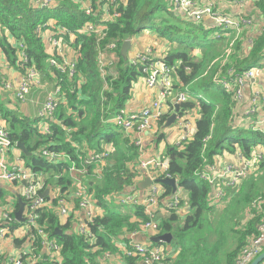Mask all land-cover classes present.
Here are the masks:
<instances>
[{
	"label": "trees",
	"instance_id": "trees-1",
	"mask_svg": "<svg viewBox=\"0 0 264 264\" xmlns=\"http://www.w3.org/2000/svg\"><path fill=\"white\" fill-rule=\"evenodd\" d=\"M57 1L52 7H42L33 0H0L1 49L20 71L25 72L20 60L21 50L28 57L26 66L41 73L53 69L61 85L62 98L54 118L47 121L48 133L39 128L41 118L19 114L1 96L0 120L8 126L14 143L24 142L28 151L33 152L30 157L23 153L28 165L36 172L51 174V183L60 187L64 194L73 183L68 171L71 161L82 166L89 156L109 151L100 178L94 174L100 162L95 160L87 165L89 191L105 212L90 224L94 237L91 240L75 230L72 218L62 222L55 208L40 210L39 223L46 226L49 236L55 237L62 245L63 262L53 263L44 253L36 264L100 263L99 259L107 253L114 255L120 251L115 240L127 239L128 233L138 230L148 220L142 206L129 207L106 199L127 191L139 176L135 169L139 149L130 144L123 131L108 119L125 110L134 84L142 76L140 67L131 62L129 54L127 58L122 54V45L125 40L145 33L147 28L152 29L149 33L156 32L174 45L163 52L166 60L176 66L174 88L190 95L189 100L181 103V113L196 107L200 113L193 137L181 146L167 149L168 173L179 178L181 188L187 193L188 205L182 201L179 209L171 210L170 216L161 221V233L170 232L173 236L171 244L159 242L165 245L168 253L165 261L168 264H236L249 237L259 234L258 226L264 218V192L260 194L257 190L256 182L250 179L251 174L239 188H228L225 198L215 201L214 186L200 179L198 173L206 163H213L216 156L226 151L241 149L250 155L252 150L264 149V133L238 122L241 116L235 112L237 103L232 89L215 81L217 73L219 78L230 80L251 67L264 66V26L261 34L253 35L252 45L246 42L251 32L245 30L242 37L235 40L223 64L225 50L235 39L234 30L212 27L173 12L168 0H129L120 8L121 16L108 21L106 32L100 35L82 32V28L89 21L101 22L103 6L98 9V2L102 4V0ZM83 1H91L94 12L87 14ZM255 4L264 18V0L255 1ZM52 20L58 27L66 29L67 41H71V34L75 35L77 58L73 73L49 62L51 56L43 32L38 28L45 30ZM8 33L16 40L17 46L9 41ZM112 43L117 47L108 48ZM104 49L113 58V64L102 68L98 57ZM217 58L218 61L212 64ZM166 118L159 120L158 128ZM247 131L256 134L258 140L243 138L242 133ZM158 132L156 135L160 136ZM164 138L165 135L160 136L157 141ZM39 148L63 153L67 158L53 160L41 156L37 154ZM261 169H264V159L259 164L258 170ZM165 187L169 194L171 187ZM0 195H3L1 186ZM14 205L19 207L16 202ZM245 207L248 221L242 222L240 216ZM181 210L185 213L182 214ZM235 220L237 225H234ZM20 224L17 222L16 226ZM57 227L63 229L62 234L54 235ZM15 241L23 242L18 238ZM124 261L125 264H138L141 259L138 255H125ZM0 264H8L6 254L1 255Z\"/></svg>",
	"mask_w": 264,
	"mask_h": 264
},
{
	"label": "built area",
	"instance_id": "built-area-1",
	"mask_svg": "<svg viewBox=\"0 0 264 264\" xmlns=\"http://www.w3.org/2000/svg\"><path fill=\"white\" fill-rule=\"evenodd\" d=\"M33 2L42 7H52L58 3L57 0H33ZM128 2L129 0H102V4L98 2V9L103 6L101 22L99 24L92 21L87 22L83 26L82 32L103 34L107 30V22L121 16L120 8ZM168 4L173 12L181 13L196 22H202L208 16L213 22L212 27L232 28L234 30L235 39L229 43L225 50L223 64H225L231 53L235 40L241 38L245 30L251 32V36L246 38L249 45L253 43V35H259L263 31L264 25L259 27L253 16L243 12L236 15L224 12L217 8L215 1L201 5L198 0H168ZM82 6H84L83 8L87 14H91L95 10L91 1H83ZM48 28L51 29L47 49L51 56L49 58L50 64L63 71L69 69L73 73L75 62L68 65L63 60H59V57H63L66 54L67 47L70 46V42L66 41L65 38L66 29L58 26ZM45 30H42L41 27L38 28V31L43 32V34ZM116 47L115 43L108 46L111 49ZM166 57L165 52L157 51L154 45L146 46L130 56L131 62L140 67L146 86L151 90H156L157 96L150 106L134 112L125 109L108 119L124 133H144L153 128V123L154 129L152 131L156 133L159 120L175 112V104L178 103L181 106L182 102L190 99V95L186 91H181L178 94L173 93L176 66L169 63ZM20 60L23 67H25V72L21 70V78L17 82L6 79L1 80L0 89L13 90L16 98L23 102L33 87L42 84V80L41 72L34 67L26 66L28 57L23 50L20 51ZM98 61L102 68L113 64V58L108 56L105 49L99 52ZM217 61L218 58L212 64ZM218 76L217 73L215 81L224 83L227 89L233 91L234 100L237 103L235 112L241 116L238 122L243 123L248 128L251 127L264 133V90L257 87L258 81L262 77L264 78V66L251 67L230 80L221 79ZM249 84L253 87L251 88L248 106L244 109L243 103L246 88ZM61 99V85L59 80L56 79L54 91L47 94L38 111V117L41 118L39 128L42 132H50L47 121L54 118ZM169 103L172 104V108H170ZM190 111L187 110L181 113L180 109L177 120L173 125L177 139L172 146H181L192 138L196 132V121L200 117L199 107L192 110L198 112L197 117H190ZM247 115L250 118H246ZM135 144L141 146V139L135 140ZM37 154L53 160L67 158V155L47 148H39ZM108 157L109 151H104L89 156L82 166H78L74 161H71L72 164L68 171L73 183L71 189L66 191V193L69 191L72 193L73 201L70 202L69 198L62 193L61 188H56V185L51 183V174L36 172L28 165L27 160L23 157V151L18 147L17 142L12 141L8 126L0 120V186L11 185L14 190L12 202H8L0 211V243L7 238L12 241L18 238L23 241L20 251L8 256V264H24L25 261L28 262L27 264H36L44 253L48 255V259L53 263L63 262L62 245L55 237L49 236L46 226L39 223L40 210L44 208H55L62 222L72 218L75 222V230L94 240L93 234L90 232V224L98 216H102L105 210L97 204L94 194L89 191L87 165L95 160L99 161L100 164L96 165L94 174L101 177ZM263 159L264 149L252 150L250 155H246L241 149H237L235 152L226 151L223 155L216 156L213 163H206L202 171L198 173V177L214 186L215 197L213 200L219 201L225 198L228 188H239L249 175L257 172ZM135 163V169L139 172L135 183L132 186L130 185L127 191L106 197L109 202L116 201L119 204L129 205V207L140 205L148 217V220L138 230L130 233L131 238L122 244L124 255L140 256L141 261L138 264H168L165 261L168 253L164 244L140 243L135 241L133 237L144 231H151L152 235L161 234V221L165 219L163 212L170 215L171 210L180 208L182 201H185V205H188L187 197L177 177V191L175 193H173V188L170 186L171 191L167 194L165 185L156 182L161 177H174L168 173L169 164L165 158L159 160L155 158L150 160L139 159L135 160ZM147 177H150L153 183L145 189L138 188L137 184ZM47 189H49V193L44 195ZM18 196H21L25 201L24 222L18 221L15 215L18 208L15 207L14 203H17ZM55 199L57 200L56 205L53 203ZM17 222L21 224L16 226ZM23 225L26 226V229L22 228ZM258 230L259 234L249 237L247 243L243 246L236 264H251L264 251V218L259 224ZM115 245L119 247L118 240H115ZM1 255L3 254L0 252V257ZM110 256L111 254L107 253L104 258Z\"/></svg>",
	"mask_w": 264,
	"mask_h": 264
},
{
	"label": "crops",
	"instance_id": "crops-1",
	"mask_svg": "<svg viewBox=\"0 0 264 264\" xmlns=\"http://www.w3.org/2000/svg\"><path fill=\"white\" fill-rule=\"evenodd\" d=\"M215 1L217 8L221 9L224 12L231 13L233 15H236L240 12H243L247 15L253 16L256 18L255 22L256 24L261 27L264 25V18L261 12H259L258 7L255 4V0H198V3L201 5H206L209 2ZM261 13V16L260 14ZM260 17V19H258ZM206 25H212V20L210 17L206 16L203 21ZM50 27L53 28L56 25L55 21H50ZM51 35V29L47 28L43 34L47 49L49 47L48 38ZM9 41L14 45L17 46L18 43H16V40L8 33ZM159 37L156 36V34L149 33H143L135 38V43L129 53L135 54L142 49H144L146 46L149 45H156V41L162 42L161 39H158ZM74 39L75 35L71 34V41L70 46L66 49V54L62 57L64 62L66 63H72L77 58V49L74 45ZM67 41V40H66ZM163 43V42H162ZM157 51H160L157 49ZM22 76V72L18 69L17 66L12 65L5 54L3 50L0 47V81L3 79L10 80L12 82H17ZM41 80L42 84L40 86L33 87L29 94L26 97L25 101H19L13 90H5L0 89V96L1 98L7 103V105L11 108H15L18 113L19 110L24 116L30 117V118H36L38 117V111L41 107V104L45 101L47 94L54 91L55 89V72L53 69H50L48 73H41ZM258 88L264 90V79H260L258 81ZM253 87V86H252ZM251 85L249 84L246 88V95H245V101L243 103L244 109L248 106V100L249 96L251 94ZM182 91V90H180ZM157 91L151 90L146 86V83L144 81V84H137L133 87L132 90V97L126 104V110L130 112H134L137 110H141L144 107L150 106L152 101L156 98ZM158 126V125H157ZM154 129V123L153 128L151 130H148L144 133L139 132H131L130 134H126L123 132L124 136L129 139L130 144H134L135 147L139 149V155L135 160H150V159H167V149L169 146H172L175 142L174 140H168V142L157 141V139L160 136L165 135L166 137V131L163 135L157 136L156 133H153ZM159 130V128H158ZM157 130V131H158ZM141 139L142 145L139 146L135 144V140ZM165 139V138H164ZM177 139V138H176ZM175 139V140H176ZM69 198V201H73V196L71 191L67 192L65 194ZM185 210H181V213L184 214ZM163 216L167 218L168 215L166 212H163ZM127 239L131 238L130 233L127 235ZM152 236V232H141L137 236L133 237V239L140 243H146L151 244V241L148 239ZM126 237H120L118 239L119 243V249L120 251L114 255H111L110 257L102 258L100 261V264H125V255H124V249L122 244L127 242ZM22 247V244H20L17 241H12L10 238L5 239L0 243V252L2 254H6V256H10L13 254H16L20 251Z\"/></svg>",
	"mask_w": 264,
	"mask_h": 264
},
{
	"label": "water",
	"instance_id": "water-1",
	"mask_svg": "<svg viewBox=\"0 0 264 264\" xmlns=\"http://www.w3.org/2000/svg\"><path fill=\"white\" fill-rule=\"evenodd\" d=\"M133 46V40L132 39H127L125 40V42L122 45V54L124 55L125 58L128 57L129 54V50L132 48ZM175 108L176 111L173 112L171 115H169L164 124L159 128V132L158 135H163L164 132L172 127L176 120H177V116L178 113L180 112L181 106L180 104H175ZM18 147L23 151V153L30 157L33 155V152H29L25 143L24 142H17ZM156 182H159L163 185H168L171 186L173 188V193H175L177 191V178L176 177H169V176H165V177H161L159 179L156 180ZM25 183V182H23ZM153 183V180L150 177H147L145 180H143L142 182H140L139 184H137V187L140 189H145L147 187H149L151 184ZM49 193V189H47L44 192V195H47ZM17 204H18V210L16 211L15 215L18 221L24 222L25 221V217L23 216L24 214V210H25V201L22 199L21 196H18L17 199ZM63 233V229L57 227L55 228L54 231V235H58V234H62ZM173 239V236L170 232H165V233H161L159 235H152L148 240L154 243H159V242H165L166 244H171V241ZM262 262H264V251L251 263V264H261Z\"/></svg>",
	"mask_w": 264,
	"mask_h": 264
},
{
	"label": "rangeland",
	"instance_id": "rangeland-1",
	"mask_svg": "<svg viewBox=\"0 0 264 264\" xmlns=\"http://www.w3.org/2000/svg\"><path fill=\"white\" fill-rule=\"evenodd\" d=\"M168 6H169V4H168ZM221 10V9H220ZM260 14V16H261V13H259ZM152 29L151 28H147L144 32L145 33H147L148 31H151ZM152 34H156V36H158V34L156 33V32H154V33H152ZM159 37V36H158ZM135 38L136 37H134L132 40H133V45H134V41H135ZM158 39H161L162 40V42H160V41H156L155 42V44H156V46H157V49H159L160 51H167V50H169V49H171L174 45H173V43L172 42H168L167 40H165V39H163L162 37H159ZM133 47V46H132ZM132 49V48H131ZM131 49L129 50V52L131 51ZM196 52H199V50H197ZM131 55H133V54H131V53H129V58H130V56ZM262 79H264L263 77H262ZM144 84V79H143V76H140L139 77V79L137 80V82L135 83V86L137 85V84ZM183 91V90H182ZM179 92H181L180 91V89H173V93L174 94H178ZM19 113H21V111L19 110ZM189 115H190V117H197V115H198V112H194V111H190L189 112ZM246 118H250V116L249 115H247L246 116ZM105 131L106 132H108L109 131V129H105ZM166 137H165V139H163L162 141L163 142H168V140H174L175 141V139L177 138V136H176V131H175V127L174 126H172V127H170V128H168L167 129V131H166ZM242 136H243V138H249L250 140H253V141H255V140H258V136L256 135V134H254V133H252V132H244V133H242ZM13 150H15L14 148H12ZM25 159V158H24ZM26 160V159H25ZM251 177V178H250ZM250 177H248L247 179H253L255 182H256V187H257V190L258 191H260V194L261 193H263L264 192V169H261V171H259L258 170V173H253ZM246 179V180H247ZM245 180V181H246ZM56 188H59L58 186H56ZM2 190H3V195H0V211H1V209L2 208H4L7 204H8V202H12V197H13V187L11 186V185H5V186H2ZM184 194H185V196H187V193L186 192H184ZM241 194V193H240ZM240 196V195H239ZM238 196V197H239ZM234 201V200H233ZM232 202V201H231ZM230 202V203H231ZM229 203V204H230ZM228 204V205H229ZM227 205V206H228ZM226 206V207H227ZM224 209V208H223ZM222 209V210H223ZM217 214V213H216ZM228 218V217H227ZM225 219V220H227L228 222H230V219ZM215 221H216V219H215ZM240 221H242V222H246V221H248V217H247V207H245L244 209H243V211L241 212V216H240ZM234 225H237L236 224V220L234 221ZM23 229H26V226H24L23 225V227H22ZM261 264H264V262H262Z\"/></svg>",
	"mask_w": 264,
	"mask_h": 264
},
{
	"label": "bare ground",
	"instance_id": "bare-ground-1",
	"mask_svg": "<svg viewBox=\"0 0 264 264\" xmlns=\"http://www.w3.org/2000/svg\"><path fill=\"white\" fill-rule=\"evenodd\" d=\"M89 2V1H88ZM106 31H104L103 33H105ZM65 61V60H64ZM73 63V62H72ZM71 63H68V65H70ZM88 180L90 181L89 176H87ZM100 178V177H99ZM92 183V182H91Z\"/></svg>",
	"mask_w": 264,
	"mask_h": 264
}]
</instances>
